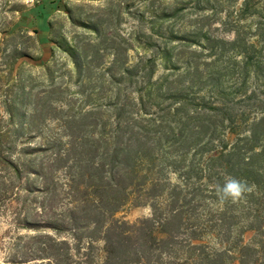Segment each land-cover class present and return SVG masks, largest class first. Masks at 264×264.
I'll use <instances>...</instances> for the list:
<instances>
[{"label": "trees", "instance_id": "1", "mask_svg": "<svg viewBox=\"0 0 264 264\" xmlns=\"http://www.w3.org/2000/svg\"><path fill=\"white\" fill-rule=\"evenodd\" d=\"M220 3L191 34L72 51L78 93L53 70L43 91L13 85L0 108L4 264H264V0ZM228 176L252 192L221 202ZM141 207L151 215L117 218Z\"/></svg>", "mask_w": 264, "mask_h": 264}, {"label": "rangeland", "instance_id": "2", "mask_svg": "<svg viewBox=\"0 0 264 264\" xmlns=\"http://www.w3.org/2000/svg\"><path fill=\"white\" fill-rule=\"evenodd\" d=\"M175 0H66L57 9H51V0H0V108L7 100L13 85L22 83L34 93L49 87L47 71H55L56 84L68 89L65 96L82 90L83 83H76L72 51L85 49L88 45L100 48L117 43L121 48L136 46L137 39L142 42L152 34L161 36L170 27L181 34H191L201 21L200 17L212 14V8H221V0L206 6L197 0H182L179 5ZM55 2V1H54ZM244 0H234L231 10L239 9ZM226 6V5H225ZM223 6V7H225ZM176 17L164 20V16L174 14L175 9L184 10ZM225 13L217 18H224ZM214 19V18H213ZM251 20L245 26L255 29ZM220 21H211V29L219 36L224 35ZM114 42V43H113ZM25 52L13 67L15 50ZM142 49L129 50L130 62L133 63ZM112 50L105 51V63L109 66ZM126 57V55H124ZM34 81L28 83V80ZM88 84V82H86ZM95 99L97 97H94ZM80 106L76 103L75 109ZM0 111V117L3 116ZM37 143V142H35ZM148 207L132 208L118 214L117 218L136 222L149 217ZM8 226L3 224L0 232Z\"/></svg>", "mask_w": 264, "mask_h": 264}, {"label": "clouds", "instance_id": "3", "mask_svg": "<svg viewBox=\"0 0 264 264\" xmlns=\"http://www.w3.org/2000/svg\"><path fill=\"white\" fill-rule=\"evenodd\" d=\"M252 190L253 188L247 181L233 176H228L222 185L218 184L216 186V192L221 202H239L245 199L246 195L250 194ZM0 264H4L2 254H0Z\"/></svg>", "mask_w": 264, "mask_h": 264}, {"label": "crops", "instance_id": "4", "mask_svg": "<svg viewBox=\"0 0 264 264\" xmlns=\"http://www.w3.org/2000/svg\"><path fill=\"white\" fill-rule=\"evenodd\" d=\"M62 1H66V0H51V9L52 8H55V7L58 9L59 8V5H60V3ZM76 1H84V0H76ZM86 1H88V0H86Z\"/></svg>", "mask_w": 264, "mask_h": 264}]
</instances>
